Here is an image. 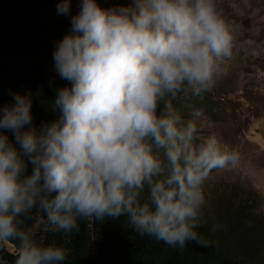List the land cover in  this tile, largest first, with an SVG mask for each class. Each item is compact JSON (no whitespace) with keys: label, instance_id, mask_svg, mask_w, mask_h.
<instances>
[{"label":"clouds","instance_id":"clouds-1","mask_svg":"<svg viewBox=\"0 0 264 264\" xmlns=\"http://www.w3.org/2000/svg\"><path fill=\"white\" fill-rule=\"evenodd\" d=\"M57 10L68 14L71 0ZM232 55L215 0H128L107 9L80 0L53 52L69 85L50 106L58 118L36 127L31 95L0 107V250L13 244V264L65 261L66 249L22 227L34 209L55 232L126 216L140 236L169 247L210 246L197 231L204 185L214 170L236 169L240 154L214 136L197 142L196 124L175 103L210 92Z\"/></svg>","mask_w":264,"mask_h":264},{"label":"trees","instance_id":"trees-1","mask_svg":"<svg viewBox=\"0 0 264 264\" xmlns=\"http://www.w3.org/2000/svg\"><path fill=\"white\" fill-rule=\"evenodd\" d=\"M60 0H0V107L14 103V95H31L33 124L57 119L51 110L57 89L69 86L55 71L53 52L69 33L71 16L58 12ZM187 121L189 112L212 108L182 99L175 103ZM7 135L12 139V133ZM28 171H31L29 166ZM199 234L210 242L203 247L189 242L181 249L169 247L147 235L140 236L126 216L104 221L78 220L79 231L55 232L43 214L33 210L21 217L27 229L42 245L67 250L62 264H264V211L261 198L250 186L227 182L218 187L202 209ZM13 247V244L10 243ZM14 252L5 246L0 260L13 264Z\"/></svg>","mask_w":264,"mask_h":264},{"label":"rangeland","instance_id":"rangeland-1","mask_svg":"<svg viewBox=\"0 0 264 264\" xmlns=\"http://www.w3.org/2000/svg\"><path fill=\"white\" fill-rule=\"evenodd\" d=\"M128 0H97L107 9ZM80 0H71V8ZM218 13L233 36V55L221 66L214 88L199 97H189L212 108L189 112L199 140L214 136L237 150L239 166L214 170L204 185L205 204L216 188L227 182L250 186L261 198L264 211V0H215ZM12 250L9 243L5 246Z\"/></svg>","mask_w":264,"mask_h":264}]
</instances>
